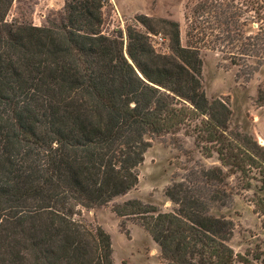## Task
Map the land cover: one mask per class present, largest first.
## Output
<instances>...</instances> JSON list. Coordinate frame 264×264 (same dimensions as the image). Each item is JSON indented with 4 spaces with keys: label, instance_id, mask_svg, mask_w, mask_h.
Segmentation results:
<instances>
[{
    "label": "trees",
    "instance_id": "trees-1",
    "mask_svg": "<svg viewBox=\"0 0 264 264\" xmlns=\"http://www.w3.org/2000/svg\"><path fill=\"white\" fill-rule=\"evenodd\" d=\"M12 1L0 0V264H114L108 233L76 218L80 207L129 192L151 140L181 129L219 165L166 186L171 210L130 198L112 211L146 231L161 264H264L259 247L235 253L231 221L210 214L228 196L222 167L255 171L264 189V146L230 127L226 100H207L198 55L216 49L246 67L255 59L254 72L264 63V0H193L185 45L177 21L140 14L149 32V22L166 26L171 54L128 27L130 61L122 39L100 29L105 0H64L58 20L40 26L8 21ZM254 207L264 230V197Z\"/></svg>",
    "mask_w": 264,
    "mask_h": 264
},
{
    "label": "rangeland",
    "instance_id": "rangeland-1",
    "mask_svg": "<svg viewBox=\"0 0 264 264\" xmlns=\"http://www.w3.org/2000/svg\"><path fill=\"white\" fill-rule=\"evenodd\" d=\"M193 0H105L101 6V31L109 37H119L126 52V31L128 27L138 29L148 35L155 53L171 54L170 40L162 23H154V32H149L136 17L140 14L152 19H168L179 24L181 45L187 42L185 14ZM64 0H13L6 19L32 25H50L58 20ZM127 54V53H126ZM200 86L208 101L222 98L231 110L230 127L252 136L264 146V63L252 72L250 65L255 59H248V65L233 64L216 49L201 48ZM252 72V73H251ZM251 73V74H250ZM203 116L194 118L198 122ZM258 143V144H259ZM219 165L215 153L205 158L194 144L192 136L181 129L176 135H165L151 140L144 153L143 162L138 166V182L125 195L115 197L107 206L80 207L76 218L100 226L108 233L111 242V259L114 264H161L159 247L146 231L131 218H122L112 211V205L130 198L156 205L161 210H171L174 205L164 195V190L172 181H180L194 167ZM223 186L227 191L226 202H214L210 214L231 221L233 230L228 241L235 253L264 252V230L261 227L263 215L256 212V195L264 197L260 182L250 179L259 177L253 171L247 176L239 172L231 173L225 167ZM250 180V187H245Z\"/></svg>",
    "mask_w": 264,
    "mask_h": 264
},
{
    "label": "water",
    "instance_id": "water-1",
    "mask_svg": "<svg viewBox=\"0 0 264 264\" xmlns=\"http://www.w3.org/2000/svg\"><path fill=\"white\" fill-rule=\"evenodd\" d=\"M124 55L128 58V56H127V54H126V52H124ZM129 59V58H128ZM129 61H130V59H129Z\"/></svg>",
    "mask_w": 264,
    "mask_h": 264
}]
</instances>
